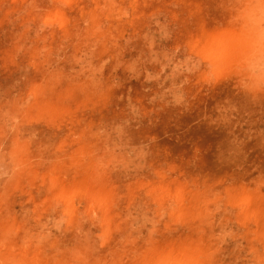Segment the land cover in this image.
<instances>
[{
  "label": "rangeland",
  "instance_id": "374dc122",
  "mask_svg": "<svg viewBox=\"0 0 264 264\" xmlns=\"http://www.w3.org/2000/svg\"><path fill=\"white\" fill-rule=\"evenodd\" d=\"M167 263L264 264V0H0V264Z\"/></svg>",
  "mask_w": 264,
  "mask_h": 264
},
{
  "label": "bare ground",
  "instance_id": "6f19581e",
  "mask_svg": "<svg viewBox=\"0 0 264 264\" xmlns=\"http://www.w3.org/2000/svg\"><path fill=\"white\" fill-rule=\"evenodd\" d=\"M204 51V50H203ZM210 53H211V51H209ZM209 52H206V53H208L209 54ZM206 56H207V54H205ZM204 55V56H205ZM203 56V55H202ZM205 58V57H204ZM207 58H209V57H207ZM210 64V63H209ZM209 66V65H208ZM167 264H169V263H167ZM171 264V263H170Z\"/></svg>",
  "mask_w": 264,
  "mask_h": 264
}]
</instances>
